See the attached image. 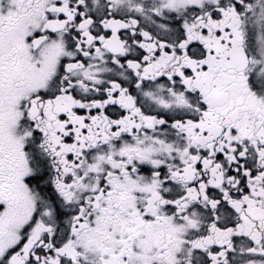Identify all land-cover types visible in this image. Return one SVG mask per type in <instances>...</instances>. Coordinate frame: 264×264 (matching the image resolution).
Instances as JSON below:
<instances>
[{
	"label": "snow or ice",
	"instance_id": "1",
	"mask_svg": "<svg viewBox=\"0 0 264 264\" xmlns=\"http://www.w3.org/2000/svg\"><path fill=\"white\" fill-rule=\"evenodd\" d=\"M0 264H264V0H0Z\"/></svg>",
	"mask_w": 264,
	"mask_h": 264
}]
</instances>
